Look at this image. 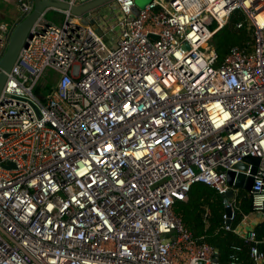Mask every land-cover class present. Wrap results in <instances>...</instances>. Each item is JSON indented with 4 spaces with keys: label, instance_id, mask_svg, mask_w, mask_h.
Wrapping results in <instances>:
<instances>
[{
    "label": "built area",
    "instance_id": "obj_1",
    "mask_svg": "<svg viewBox=\"0 0 264 264\" xmlns=\"http://www.w3.org/2000/svg\"><path fill=\"white\" fill-rule=\"evenodd\" d=\"M3 1L22 19L34 6ZM115 4L124 29L112 45L69 10L45 9L7 75L0 264H220L175 205L195 184L232 192L222 199L230 232L239 174L252 177L243 198L264 218V0H152L133 19L134 0ZM237 11L250 42L221 61L202 52ZM13 29L0 25V60ZM247 159L259 160L254 175L251 164L233 168ZM240 238L264 264V237ZM241 250L232 246L226 264H243Z\"/></svg>",
    "mask_w": 264,
    "mask_h": 264
},
{
    "label": "trees",
    "instance_id": "obj_2",
    "mask_svg": "<svg viewBox=\"0 0 264 264\" xmlns=\"http://www.w3.org/2000/svg\"><path fill=\"white\" fill-rule=\"evenodd\" d=\"M245 17L242 12H234L227 24L216 33L212 39L213 48L221 61L227 50L232 46H245L250 42V33L246 28L237 29V24L244 22ZM230 42V45L225 40ZM51 87L48 88V92ZM245 192L239 195V214L231 224L230 232L222 229L224 208L221 197L211 188L203 184H195L191 187L187 201L178 202L175 205L176 214L180 215L185 227L196 239H201L207 244L218 248V261L226 264L232 246L241 247L240 258L243 264H252L249 258L250 246L237 236L235 228L240 224L244 215L252 212L250 200L243 198ZM256 239L264 237V222L255 227ZM264 253V244L258 246Z\"/></svg>",
    "mask_w": 264,
    "mask_h": 264
},
{
    "label": "water",
    "instance_id": "obj_3",
    "mask_svg": "<svg viewBox=\"0 0 264 264\" xmlns=\"http://www.w3.org/2000/svg\"><path fill=\"white\" fill-rule=\"evenodd\" d=\"M116 0H77V4L75 6H69L64 4H58L55 2H50L47 0H33V10L32 12L23 18L13 29L8 45L6 47L5 53L0 60V94L3 88V85L6 81L7 75L9 74L15 59L20 51V49L26 44L27 38L31 35V28L33 27L34 23L37 19L41 16L43 11L47 8H58L63 10H69L71 14L81 18V23L85 25H93L94 19L92 14L95 10L99 9L100 7L104 6L108 3H113ZM152 0H134L135 7L131 11V15L129 19H133L138 16L139 11L143 9L146 5L151 3ZM154 38V37H153ZM155 39V38H154ZM259 160L258 159H247L242 163L235 165L233 168L240 173L246 172L247 167L249 164L253 165L251 170V174L254 175L256 172V168L258 166ZM235 177L234 172L227 173V183L229 186L233 184ZM252 185V177H249L245 180V176L239 174L235 179L234 186L236 188L242 189L245 192L250 191ZM228 194L225 196H221V199L227 198ZM230 209L227 208L224 210V214L229 217L230 216ZM226 225H230L231 222L227 220L225 222ZM218 251V248L216 247ZM217 262V260H216Z\"/></svg>",
    "mask_w": 264,
    "mask_h": 264
},
{
    "label": "crops",
    "instance_id": "obj_4",
    "mask_svg": "<svg viewBox=\"0 0 264 264\" xmlns=\"http://www.w3.org/2000/svg\"><path fill=\"white\" fill-rule=\"evenodd\" d=\"M94 24L91 25L108 45L114 44L119 34L124 29L123 18L120 15L115 2L105 4L92 14ZM22 20L19 8L16 4L0 0V25L14 28ZM240 224L235 228V233L239 237L245 236L260 225L264 218L254 213L245 215Z\"/></svg>",
    "mask_w": 264,
    "mask_h": 264
},
{
    "label": "rangeland",
    "instance_id": "obj_5",
    "mask_svg": "<svg viewBox=\"0 0 264 264\" xmlns=\"http://www.w3.org/2000/svg\"><path fill=\"white\" fill-rule=\"evenodd\" d=\"M46 20L48 22L53 23V24H56V25H60L61 24V18H60V16L55 15V14H53L51 12L46 15ZM225 41L228 43V44H226V46L227 45L229 46L230 45V42H228L227 39ZM208 45H211V44L209 43ZM227 194H228V198H230L232 196V192H228Z\"/></svg>",
    "mask_w": 264,
    "mask_h": 264
},
{
    "label": "bare ground",
    "instance_id": "obj_6",
    "mask_svg": "<svg viewBox=\"0 0 264 264\" xmlns=\"http://www.w3.org/2000/svg\"><path fill=\"white\" fill-rule=\"evenodd\" d=\"M219 32V31H218ZM218 32H216V33H218ZM215 33V34H216ZM215 34H213L211 37H210V40L207 42V43H205L204 45H203V47H202V52H204V53H211V55H217L216 54V52H215V50H214V48H213V45H212V39H213V37H214V35ZM211 44V45H208V44Z\"/></svg>",
    "mask_w": 264,
    "mask_h": 264
}]
</instances>
